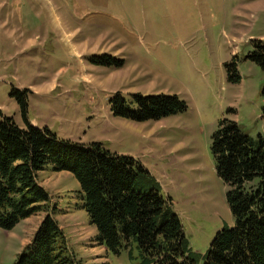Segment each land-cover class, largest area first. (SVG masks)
I'll return each instance as SVG.
<instances>
[{"label": "rangeland", "instance_id": "1", "mask_svg": "<svg viewBox=\"0 0 264 264\" xmlns=\"http://www.w3.org/2000/svg\"><path fill=\"white\" fill-rule=\"evenodd\" d=\"M257 40L264 0H0V122L25 117L59 140L132 157L203 253L233 225L212 136L224 119L263 133L264 70L249 58ZM136 94L176 96L186 108L140 122L113 114L114 97ZM38 175L82 264H132L96 242L71 173L46 165ZM42 218L0 229V264L15 263Z\"/></svg>", "mask_w": 264, "mask_h": 264}, {"label": "trees", "instance_id": "2", "mask_svg": "<svg viewBox=\"0 0 264 264\" xmlns=\"http://www.w3.org/2000/svg\"><path fill=\"white\" fill-rule=\"evenodd\" d=\"M249 58L264 70V42H253ZM112 101L114 115L138 122L186 108L169 95L136 94L131 102L117 95ZM19 103L25 115L26 100ZM24 123L0 122V229L10 231L36 214L43 218L14 264H82L55 217L58 206L39 182L46 165L75 177L76 205L87 214L96 242L113 254L125 252L132 264H264V127L252 136L224 119L212 136L215 170L227 187L233 225L219 230L202 253L191 246L170 197L151 184L149 172L132 157L100 143L59 140L25 117Z\"/></svg>", "mask_w": 264, "mask_h": 264}]
</instances>
